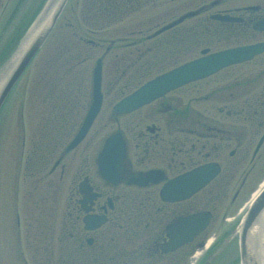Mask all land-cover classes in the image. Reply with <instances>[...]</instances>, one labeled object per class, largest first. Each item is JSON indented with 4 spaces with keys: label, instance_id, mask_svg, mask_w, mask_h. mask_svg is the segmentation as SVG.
<instances>
[{
    "label": "flooded vegetation",
    "instance_id": "1",
    "mask_svg": "<svg viewBox=\"0 0 264 264\" xmlns=\"http://www.w3.org/2000/svg\"><path fill=\"white\" fill-rule=\"evenodd\" d=\"M74 5L76 11L82 13L85 9L91 14V26L113 29L116 33L108 42L83 37L79 41L97 50L105 48L102 59L113 56L118 64L111 70L117 76H144L153 69H163L159 72L162 74L181 60L192 59L196 48L204 44L202 41L219 44L242 38L264 41V32L254 30L264 21V0H74ZM22 6L23 0H0V58L5 53L4 30L11 26ZM123 33L126 36H119ZM206 47L203 49L211 50ZM88 58L74 55L80 64ZM261 72L264 76V69ZM190 86L135 112L112 118L117 129L101 141L120 133L125 141V156L122 158L118 148L112 151L104 161L103 173L99 166L102 150L99 133L97 137L90 135L85 150L92 146V151L85 160H80L79 181L66 203L58 264H180L205 243L209 231H204L193 243L168 250L175 235L171 227L176 221L199 212H211L212 225L237 179L229 204L234 206L241 200L262 148L257 149L259 131L264 129V92L257 102H244L232 91L224 98L216 97L224 103L223 108H218L224 116L209 117L194 110L192 100L185 104L177 96ZM211 97L194 100L208 101ZM245 124H256V131L246 133ZM251 134L256 137L252 139ZM50 155L46 152L33 167L46 169ZM249 155L251 168L238 178ZM66 156L60 155L61 179L66 170ZM211 163L219 166L220 173L201 191L183 201L163 200L162 191L167 184ZM53 172L50 169V175ZM148 173H152L153 181L142 182L140 177ZM92 193L98 197L91 198ZM87 209L105 217L104 224L87 230L83 223ZM43 264L55 263L45 260Z\"/></svg>",
    "mask_w": 264,
    "mask_h": 264
},
{
    "label": "rangeland",
    "instance_id": "2",
    "mask_svg": "<svg viewBox=\"0 0 264 264\" xmlns=\"http://www.w3.org/2000/svg\"><path fill=\"white\" fill-rule=\"evenodd\" d=\"M39 1V4H41V1L43 0L32 1V4L34 5L33 7H35L34 10L31 9L33 14L38 10L37 6ZM82 13L80 10L76 11L74 0L68 5L64 16H62L50 39L31 65L29 71L18 84L16 93L11 97L12 99L5 109L3 118L0 120V264H20L21 262L19 260L22 259H20L19 253H24V257L27 260L26 263L28 264H43V261L45 260L58 264L60 261L62 244L59 242L58 237L62 226L61 222L64 220L65 202L71 195V192L74 190L79 180L78 175L81 167V163H79L80 160H85L87 154H90L92 151L91 148L85 150L86 142L89 137L80 148L65 158L64 163L66 164V170L62 179L60 177V168L56 169L54 175H49L48 170L52 167L66 144L72 138L71 136L86 112V108H82V106L87 107L90 102L92 81L89 72H91L90 69L93 68L96 58L102 52H98V55L94 56L93 59H90L87 65L84 66L89 69V72L87 71V73L85 68L78 67L77 65L74 66L77 70H73L72 75L69 76H61L52 72H55L58 67H63L64 70L68 68L66 63L68 57L66 55L60 56L59 52L61 53V51H63L65 46L64 42L67 41L68 43H72L73 41L71 38H74V34L78 30H82L75 29V21L78 22V25L81 23L87 27L91 26L92 23L89 19L92 18L91 14H89L88 11H85V9ZM33 14H31V16H33ZM20 20L16 27H13V33H15L18 27L25 22L24 19L22 22H20ZM87 21L89 22L87 23ZM6 33H8V31L5 29V37H7ZM102 36L110 38L113 34L107 31ZM202 42L204 44H202V47L196 48V54L192 58L198 57L201 49L207 48L206 46H210L211 51H216L228 46L236 45L234 43L219 44L217 42ZM228 42H231V40L222 41V43ZM183 61L184 60H181L180 63ZM104 64L106 73L103 83L104 91H106L105 102L100 116L97 118L91 132L95 137H97V134L100 132L98 142H100L106 134L117 129L116 125H112V120L109 118L110 105L120 98V91L122 92L126 82L129 80L133 82V79H135L132 78L134 76L126 78L110 74L113 65L109 58H107V61H105ZM263 64L264 56L257 59L255 62L237 66L236 68L229 69L212 79L201 81L190 87L184 88L177 93V96L182 98L185 104H187L189 100H192V108L196 111L205 113L209 117H223L224 115L219 114L218 108H223L224 105L222 102H217V96H214V92L221 89L222 93L228 94L230 91L242 92L243 90V98L245 100H254L256 97H260L262 95L261 92L264 89V77L256 75L264 69ZM79 69H84V71ZM162 70L153 69L151 74L143 78V80L151 78ZM222 76L228 77L222 78ZM249 81L254 83L250 87H248ZM241 82H243L244 89ZM108 90L111 91L107 92ZM255 93H257V95H253ZM206 95L212 96L210 100H194V98H202ZM62 96H64L63 100L61 98ZM64 100L69 101V110L74 107L75 103H77V106L71 110V113L75 116L77 115L75 113L79 111L80 114L76 117H72L74 123L72 122V119L66 115H63L60 119V109L56 111L54 118L55 120L60 119L58 129L63 128L62 131H60L62 132L61 134L55 132L54 128H51L50 124L52 117H50V107L53 105L50 103L52 101L60 102ZM45 101L50 103H44ZM22 107L24 108L23 118L25 121V134L28 138V142L27 145L23 147L24 161L21 164L23 168L21 167L19 174L21 183L19 198L13 202L15 181L18 171V160L22 151V133L19 127L20 118L22 116ZM243 127L245 128L246 133H252L253 129L256 131V124H254V126L245 124ZM263 132L264 129L260 130V135ZM250 136L253 137L252 134ZM255 137L256 135H254L252 139ZM44 139H46L45 145L48 146V150L40 149L38 153H41L42 156L45 155V152H50L51 156L53 153V158H55L54 162L51 161V164H49L46 169H41L40 167L33 168L36 172L34 177L30 174L26 175L24 166L27 154L36 148L38 149V145L42 144ZM98 142L95 145V149ZM34 145L36 146L34 147ZM263 149H261L259 153L260 156L264 152ZM33 155V164H35L34 161H40L43 158L41 155L36 154L35 150ZM75 155L77 156L75 157ZM249 159L250 155L243 168L240 170L238 178L241 177V173L244 170L246 171L250 168L251 164L249 163ZM255 163L257 164V167L243 192L241 200L231 207V209H228L229 206H226L228 200L223 204L221 203L219 210L221 213L220 218L213 223L209 230V234L205 237L206 241L214 237L217 238L216 235L222 234V231H225L233 224L237 225L240 218L238 213L252 197L251 193L256 191L255 189H258L259 182L264 180V155L256 158ZM237 181L230 188L228 192L229 196L233 193ZM26 194L31 202H28L26 198L21 200L22 197H26ZM13 207L16 212L21 215L22 232L21 230L16 232V215ZM222 209L224 210L222 211ZM225 215L230 217L229 222H227L225 226L223 225L220 229V220H222ZM25 219L27 220L24 223ZM28 229H30V232L26 231ZM17 235L19 238L21 237L20 239L23 241L25 237L29 236L30 244L33 247L28 248L27 244H23V248H19L18 252L16 248ZM50 237H52V239H50ZM48 240L51 242H48ZM46 244L49 246H46ZM45 250L46 252H44ZM237 250L236 244L232 245V247L227 249L228 252H224V254H226H223L224 256L222 255L213 264H240ZM196 251L198 253L202 252L200 249H196ZM197 256L198 255H196V257ZM196 257H193L191 254L186 260L187 264H192L198 259V257L201 258L200 255L197 258Z\"/></svg>",
    "mask_w": 264,
    "mask_h": 264
},
{
    "label": "water",
    "instance_id": "3",
    "mask_svg": "<svg viewBox=\"0 0 264 264\" xmlns=\"http://www.w3.org/2000/svg\"><path fill=\"white\" fill-rule=\"evenodd\" d=\"M66 2L67 0H47L15 55L0 71V109L15 83L46 41L64 9ZM53 8L55 9L51 12ZM263 48L264 46L261 45L241 47L191 61L149 81L139 90L119 102L114 107L113 112L117 115L131 112L178 87L206 78L229 65L247 61L254 55L260 53ZM100 85L101 68L100 64H98L93 77L92 106L90 107L81 131L68 149H71L81 141L97 116L102 102ZM113 140L114 139L112 138L107 142L103 152L104 154L111 150L112 147L110 145ZM216 172V167L211 166L210 168L201 169L197 172L186 175L182 180L186 181L188 185L195 184V186L185 190V192L189 191V194L192 193L198 189V187L202 186L210 176L213 177ZM175 187H179L180 190L184 189L182 183H177ZM263 216L264 190L253 202L239 228V246L242 264H263L262 245L260 242V229ZM208 221L209 215L201 214L179 222L180 231L182 229L181 227H184V232L187 231V234H179L178 239L181 243L184 241L189 242L193 236L197 235L206 227ZM170 249L171 247L168 248V250Z\"/></svg>",
    "mask_w": 264,
    "mask_h": 264
},
{
    "label": "bare ground",
    "instance_id": "4",
    "mask_svg": "<svg viewBox=\"0 0 264 264\" xmlns=\"http://www.w3.org/2000/svg\"><path fill=\"white\" fill-rule=\"evenodd\" d=\"M54 9L55 8H53L51 12H53ZM261 234L262 235H261V238H260V242H261L262 247H264V216H263V220H262V224H261ZM262 251H264V250H262Z\"/></svg>",
    "mask_w": 264,
    "mask_h": 264
}]
</instances>
